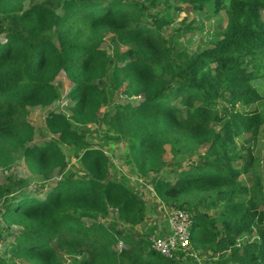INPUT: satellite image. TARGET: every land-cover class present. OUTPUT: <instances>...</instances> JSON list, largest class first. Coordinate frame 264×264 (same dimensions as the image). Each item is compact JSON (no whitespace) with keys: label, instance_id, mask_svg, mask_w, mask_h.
Segmentation results:
<instances>
[{"label":"trees","instance_id":"1","mask_svg":"<svg viewBox=\"0 0 264 264\" xmlns=\"http://www.w3.org/2000/svg\"><path fill=\"white\" fill-rule=\"evenodd\" d=\"M147 1L0 0V170L29 172L0 182V264H198L204 252L203 264H264V184L242 181L256 159L236 141L264 125L251 108L264 0H164L154 14ZM210 6L227 18L212 48L189 54L160 32L172 10ZM62 73L70 115L50 111L52 138L37 139L30 110L62 99ZM104 108L102 143L125 145L130 172L192 217L190 247L171 258L139 231L146 201L89 140Z\"/></svg>","mask_w":264,"mask_h":264},{"label":"rangeland","instance_id":"2","mask_svg":"<svg viewBox=\"0 0 264 264\" xmlns=\"http://www.w3.org/2000/svg\"><path fill=\"white\" fill-rule=\"evenodd\" d=\"M39 2L42 0H38ZM144 0H141L143 2ZM154 2L156 5L150 14L159 12L163 8L164 0H148L147 4ZM28 5L26 6V8ZM171 15L174 19V23L169 27L160 28V32L169 40H173L175 44L179 45L178 48H184L189 54H199L203 51L212 48L221 38L223 31L226 27V15L225 12L217 13L216 9L212 6L208 7L206 11L201 13H193L192 11L177 12L171 11ZM264 19V12H263ZM257 65L261 70V77L255 82V86L262 96V102L251 108H258V110L264 116V56L258 58ZM57 84L62 93V99L56 102L50 107H36L30 110L29 121L35 128L37 139L52 138L46 129V117L51 111L62 112L70 115V111L67 110V104L69 99L67 94L71 89V83L66 76L62 73L57 80ZM221 104V103H219ZM220 106V105H219ZM221 109V107H218ZM108 112L107 108H104L100 113V118L96 123H92L88 126L94 133L89 140L96 146L103 149L104 153L109 157L112 162L111 170L118 172L119 177H125L129 184L135 188L139 195L146 201L148 216L144 225L139 228V231L147 234L149 231H153V234L159 232V230L165 222H167L170 216V209L165 206L162 201L156 196L153 188L150 185V179L145 181L138 175L130 172L129 167L124 163V154L126 153L125 145L111 141L106 145L103 140L106 137V130L104 127V115ZM238 146H245L249 149L256 159L251 173L242 177V181L249 188H253L256 176H260L262 183L264 184V125L261 127L259 133H246L237 138ZM104 144V145H103ZM165 161L171 162L172 156L170 154V147H167V153L164 157ZM71 162L75 163V158H72ZM170 168L165 171V175H169ZM19 176V178H28L29 172L23 162L16 164L10 171L0 170V182L3 183L9 176ZM175 209L173 211H179ZM264 210V206L262 207ZM108 223H114L115 220L111 219ZM7 250L5 243L0 245V254H4ZM210 257L207 253H197L195 258L198 264H203V260ZM6 260L10 264H30L25 261L13 260L10 257H6ZM208 264H215L209 262Z\"/></svg>","mask_w":264,"mask_h":264},{"label":"built area","instance_id":"3","mask_svg":"<svg viewBox=\"0 0 264 264\" xmlns=\"http://www.w3.org/2000/svg\"><path fill=\"white\" fill-rule=\"evenodd\" d=\"M169 210L170 216L167 220V232L160 235H151L149 238L152 248L165 257H172L178 248L190 247L189 230L192 226V217L184 210ZM122 245H119V249Z\"/></svg>","mask_w":264,"mask_h":264}]
</instances>
